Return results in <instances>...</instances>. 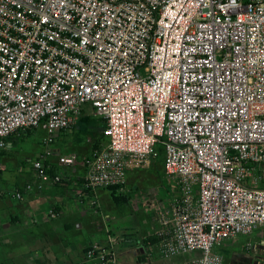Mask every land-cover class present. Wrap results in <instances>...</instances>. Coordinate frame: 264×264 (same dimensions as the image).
I'll return each instance as SVG.
<instances>
[{"label": "built area", "instance_id": "1", "mask_svg": "<svg viewBox=\"0 0 264 264\" xmlns=\"http://www.w3.org/2000/svg\"><path fill=\"white\" fill-rule=\"evenodd\" d=\"M87 105L106 126L82 162L85 190L128 191L129 171L163 149L181 190L164 205V258L224 264L216 247L264 226V0H0V150L26 130L53 144ZM52 155L32 162L25 192L66 180ZM85 259L118 264L114 239Z\"/></svg>", "mask_w": 264, "mask_h": 264}, {"label": "crops", "instance_id": "2", "mask_svg": "<svg viewBox=\"0 0 264 264\" xmlns=\"http://www.w3.org/2000/svg\"><path fill=\"white\" fill-rule=\"evenodd\" d=\"M90 109L84 107L77 124L58 135L51 145H44V131L26 130L10 137L7 148L0 150L3 158H0L3 162L0 188L6 192H24L22 201L0 197V264H98L87 261L85 251L91 245L109 246L111 238L116 245L118 264H176L186 259L177 257L169 260L162 255L164 236L167 233L168 237L171 236L173 229V215L168 214L167 226L163 224L166 217L163 209L164 205L168 203L169 208L174 199L181 197L177 182L175 192L171 193L168 188V198L153 191L148 194L132 188L128 192H114L105 187L85 190L82 180L86 168L82 162L104 142L102 134L106 126L105 120L98 118L104 121L103 127L94 131L86 128V118L93 114ZM29 137H34L32 142H24ZM45 150L53 152L49 160L50 173L61 174L66 180L62 184L47 185L42 190L34 187L25 192L27 184L36 183L32 162ZM71 154L77 156V166L67 168L58 165V156ZM20 156L24 158L18 161ZM29 163L31 168L27 169ZM139 171L140 168L131 169L127 183ZM133 193V200L141 207L123 211L130 201L133 202L127 197ZM93 199L97 200L99 207L92 205ZM196 200L194 198V203ZM52 212L58 216L51 217ZM124 219L127 224H136L143 229L137 242L133 243L127 236L113 237L105 228L106 223ZM127 224L119 231L127 232ZM261 229L259 227L250 235L228 240L220 246L225 247L222 252L218 247L215 252L224 257V264L227 260L225 253L229 254L230 264H262L264 262L260 258L264 259V253L260 251L261 244H264V231Z\"/></svg>", "mask_w": 264, "mask_h": 264}, {"label": "rangeland", "instance_id": "3", "mask_svg": "<svg viewBox=\"0 0 264 264\" xmlns=\"http://www.w3.org/2000/svg\"><path fill=\"white\" fill-rule=\"evenodd\" d=\"M87 110L90 109V106L87 105ZM102 119L101 117L95 116L94 114H89L86 118L87 122L85 124L86 128L94 131L96 128H101L103 127L104 121L99 120ZM100 122V123H99ZM91 130V131H92ZM32 139L34 137H29L26 141L24 142H32ZM74 149L77 151V147L75 146ZM159 149V156L153 160L152 164L150 166H144L140 168L139 174L138 175H132L130 177V183H127L128 189L132 188L133 191L134 189L141 191L142 193H151L153 191L154 193L159 194L161 197H167L170 195L168 194V188L172 192H175L174 187H178L176 184V181L174 179L169 178L167 175L164 173V168H163V158H164V152L162 151L163 149ZM2 160L3 158L0 157ZM24 157L20 156L18 158V161L23 160ZM28 161V160H27ZM26 162V161H25ZM30 166H27V169L31 168V164L29 163ZM261 169L264 168V165H260ZM142 169V170H141ZM133 186V187H132ZM132 189H130L132 191ZM128 192V191H127ZM179 192H177L178 194ZM126 194V193H125ZM131 194V193H130ZM128 195V194H127ZM134 193L131 195V197L128 195L127 197L131 198L133 202H129L123 209V211H128L132 210L134 211L135 208H140L141 204H137L133 199ZM172 195V194H171ZM197 197V191H194V198L196 199ZM135 202V203H134ZM109 203V202H108ZM127 224L126 219L121 220V221H113L110 223H106L105 227L109 231V234H111L113 237H121V236H127L130 241L133 243L137 242L138 238L142 235L141 231L143 230L142 228L138 227L136 224L132 226V224H127L129 227L127 228V232H120L119 230L122 229V226ZM262 227V231H264V226ZM104 232V231H103ZM101 233V232H98ZM221 248V247H218ZM225 249V247L219 249V252H222V250ZM262 254L264 252H261ZM226 256V263L225 264H230V258L229 254L225 253ZM190 256H186V258H189ZM264 264V263H262Z\"/></svg>", "mask_w": 264, "mask_h": 264}, {"label": "trees", "instance_id": "4", "mask_svg": "<svg viewBox=\"0 0 264 264\" xmlns=\"http://www.w3.org/2000/svg\"><path fill=\"white\" fill-rule=\"evenodd\" d=\"M27 131H28V130H27ZM163 168H164V166H163ZM109 189L113 190L114 192H117V190H119V188H117V187H111V188H109Z\"/></svg>", "mask_w": 264, "mask_h": 264}, {"label": "water", "instance_id": "5", "mask_svg": "<svg viewBox=\"0 0 264 264\" xmlns=\"http://www.w3.org/2000/svg\"><path fill=\"white\" fill-rule=\"evenodd\" d=\"M264 242V241H263ZM261 246H262V249H261V251L260 252H263L264 251V244L262 243L261 244ZM247 257H249V256H247ZM252 258H253V256H252ZM260 259H262L263 260V262H264V259L263 258H260Z\"/></svg>", "mask_w": 264, "mask_h": 264}]
</instances>
